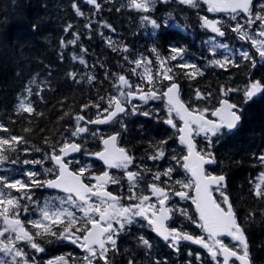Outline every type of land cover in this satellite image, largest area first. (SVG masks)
I'll list each match as a JSON object with an SVG mask.
<instances>
[{
    "label": "trees",
    "instance_id": "obj_1",
    "mask_svg": "<svg viewBox=\"0 0 264 264\" xmlns=\"http://www.w3.org/2000/svg\"><path fill=\"white\" fill-rule=\"evenodd\" d=\"M97 2L101 5L99 10L86 0H0V124L8 129L0 130V137L8 139L12 135L22 136L26 141L18 144L15 151L9 150L5 153L8 159L0 165V176L14 180L20 175L13 171L11 161L14 160H41L49 163L47 156L53 147L58 149L65 140L74 138L71 133L75 130L77 115L93 117L104 114L103 109L108 107L107 99L119 95L116 87L119 84V75L127 74L132 80L139 79L141 83L149 84L144 79L141 67H137L135 73L131 71L136 66L130 61L141 56L155 59L152 71L159 83L155 89L161 92L169 80L163 79L161 75L164 69L162 70L157 55L151 51L154 45L160 58L169 57L170 46H187L188 53L185 54L184 61L195 64L203 71V75L189 79L185 73L192 70L178 67L184 61L168 60L165 64L167 68L172 69L169 75L179 80L182 96L191 107L209 110L215 108L224 97L221 95L222 86L243 89L250 80L255 79L264 83V61L257 52L251 54L257 62L255 68H251L247 61H241L239 56H236L241 65L239 68L230 67L224 70L208 66L209 60L220 59L222 56L216 54L213 57L207 49L199 47L197 43V38L210 34L207 28L201 27V18L213 17L201 0H198V6L195 8L179 4L178 0H168L166 4L156 0L157 5L149 13L128 7L129 0ZM73 4L84 13L83 16L77 15ZM261 10L262 6L259 13L264 15ZM168 13L172 14V19L168 21L169 27L162 26L155 37L152 36L151 25L141 26L142 15H149L161 22ZM105 22L115 31L104 27ZM89 23L91 28L86 27ZM180 23L185 27H175V24ZM69 24L72 28L65 31ZM229 27L231 26L226 27V33ZM232 34L236 35L235 32ZM74 39L75 44L68 43ZM109 39L113 42L112 47L109 46ZM61 41L65 47L61 46ZM123 45L129 47V53L113 51V47ZM82 49L87 51L83 52ZM124 55H128L127 61L123 58ZM74 56L76 59H73ZM80 57L86 64L79 62ZM70 72L77 73L76 81L68 76ZM88 76H94L95 79L89 82ZM33 79L35 83L29 85V81ZM27 86L32 88L33 94L28 99L36 111L31 114H17L16 109L20 100L26 96ZM196 89L205 94L211 92L212 95L206 100H196ZM228 97L240 104L242 93L231 92ZM158 100L153 103L141 101L137 104L138 112L148 111L152 116L136 114L125 116L123 119V123L128 126V132L121 136V141L133 152L136 168L145 176L143 181L135 185L141 194L147 191L148 179L153 180L155 173H162L169 167L173 169L171 176H161L165 178L164 183L169 189L173 191L181 186L175 183L177 180L185 184L188 182V176L180 172L185 147L178 141L177 128H171L163 119L154 118L167 117L166 103L164 100ZM85 104H99L100 108H83ZM241 106L244 108L243 127L236 135L214 145L212 151L216 155L217 164L211 166V171L227 175V194L231 197L237 216L245 227L253 263L264 264V217L261 215L264 199L257 198L254 194L258 178L264 173V161L259 159L264 155V96ZM116 128L120 131V126ZM25 129L30 131L26 132ZM101 137L103 136L99 133L95 137L90 135L89 140H86V148L99 149ZM169 137L171 139H168ZM46 139L48 143H45ZM163 139H168L164 146L165 157L150 160L148 157L153 155L154 151L149 142L155 143ZM201 147V150L207 149L206 139L201 143ZM173 155L177 156L179 163L172 160ZM95 167L96 170L92 172L101 170V167ZM22 177L25 183L29 182L26 176ZM118 180V184L109 183L108 187L121 195L122 202L134 201L127 199L130 195L129 181L123 177ZM131 191L133 193L134 189ZM11 193L17 197L21 195L16 190H11ZM30 195L31 201L20 200L19 216L24 227L35 236L36 229L29 221L36 215L35 203L44 196V190L34 187ZM24 205H27L28 211H24ZM193 209L190 203L177 206V228L190 230L193 227ZM178 210H183L186 215H182ZM249 212H254L255 217L251 222L245 223ZM133 227L131 234H120L119 245L117 244L120 254L115 257V264H127L129 257H134L137 264H154L156 260H160L162 264L165 260L167 264H188L189 261L191 264H216V260H213L206 250H201V259L197 261L195 250L192 255L184 248L177 253L159 240H154L150 251L138 247L139 236ZM0 228H3L2 220ZM55 229L58 230L59 226ZM194 230L197 231L195 228ZM36 242L45 249L44 252H36L23 241L17 243L34 264H47L49 258L58 255L65 257L67 264H85L82 250L71 243H45L39 236L36 237ZM226 244L233 246L235 243L227 240ZM125 249L129 251L125 253ZM109 256L111 257L112 253H109ZM100 264H103V261H100Z\"/></svg>",
    "mask_w": 264,
    "mask_h": 264
},
{
    "label": "snow or ice",
    "instance_id": "obj_2",
    "mask_svg": "<svg viewBox=\"0 0 264 264\" xmlns=\"http://www.w3.org/2000/svg\"><path fill=\"white\" fill-rule=\"evenodd\" d=\"M95 6L97 10L100 9L101 5L97 0H86ZM161 3H168V0H160ZM210 4L209 11H227L230 13H236L240 10L244 13H248V23L252 24L255 21L251 19L253 13L251 6L253 0H206ZM156 0H129L128 7L134 8L143 13H149L154 10ZM179 4L188 5L190 7H197L198 0H178ZM73 8L76 9L77 15L83 16L84 13L73 4ZM119 11V9H117ZM262 12H264V6H262ZM256 19L264 22V15L261 13L255 14ZM169 19H172V14L168 13L161 22H157L149 15H142L140 17L141 26L151 25L152 36L157 35L158 30L161 27H169ZM235 19V16H232ZM201 27L211 29L216 34L213 35L209 40L204 41L209 47V51L213 57H215L218 50H222V58H213L208 61L209 67H217L227 70L230 67L239 68L241 65L237 62L236 56L238 55L241 61H247L251 68L256 67V59L248 51H240L236 53L229 47L228 44L219 42L217 37H224L226 35L223 30V26L218 20H209L207 17H202ZM104 27L111 29L113 32L114 28L107 22L104 23ZM86 27L91 28V23ZM179 28L180 25H175ZM72 28V25H68L65 31ZM35 30V26H33ZM231 31L238 34L240 39L250 40L251 44L257 49V53L262 61H264V28L259 31L258 35L261 39L253 38L245 30V25L237 23L234 27H231ZM78 39V34H77ZM70 44H75L76 40L69 41ZM109 46L112 47L113 42L109 39ZM61 46L65 47L63 41ZM86 52L87 49H82ZM113 51H120L122 53H129L130 49L127 45L122 47H113ZM151 51L156 53L157 59L162 68L168 60L175 61L177 59L184 61L186 54L185 47L170 46L169 57L160 58L159 52L155 45ZM126 61L128 55L123 57ZM73 59H76L74 56ZM79 62L86 64V61L80 57ZM136 67H133L131 71L136 72L137 67L144 66V75L147 78L148 83H152L153 76L147 65L151 64L150 60H147L143 56L140 58L130 61ZM178 67L184 69H191L192 71L186 72L185 75L189 79H195L198 75H203V71L199 69L195 64H190L187 61L179 64ZM172 71L171 68H164L161 73L163 79L171 81L167 90L163 93L148 92L143 93V90L139 85L136 88L139 90V98L147 102L149 99H166L167 100V117L160 118L154 117L155 119H163V122L169 125L171 128L176 129L177 124L174 121L173 114L178 116L183 122V126L178 129L179 142L181 145L186 146L187 155L182 157L183 168L191 173L192 180L189 183H183L177 180L175 183L181 185V191H177L174 195L184 199H192L196 205V209L199 213V227L204 230L208 235L206 241L203 236H193L185 231H181L179 228H169L166 221L172 219L171 213L173 209L166 207V201L169 199L168 192L165 188L159 187L155 182L149 185L152 195L157 197V204L149 203V196H135L132 193V189L135 188L137 182L143 179L140 172L127 171L126 176L129 181L130 195L128 200H138V203H130L124 206L120 203L121 197L114 196L111 192H107L105 186L109 183L118 184L119 180L110 176L108 171H104L101 175L92 174L96 184L89 185L84 183V177L86 173H91V164L85 163L81 165L77 171H72L69 165L72 163L80 164V161L66 160L70 153H82L84 156H94L101 160L108 168H121L127 169L130 164L135 160L134 155L130 154V150L124 147L118 146L119 138L128 132L127 124L123 123L120 119L121 114L123 116L140 114L145 117H150L153 114L144 111L138 112V106L133 105L129 111L122 103L120 97L130 98L134 97L137 93L131 91L132 84L124 75H119L117 80L119 84L116 85L119 91L118 96L109 97L107 99V108L103 109L104 113H107L103 118H97L95 120L85 121L83 115L76 116V127L71 133L73 137L80 136L84 133H89V124H111L118 123L120 131H117L107 138L101 137L104 145L103 151L100 152H88L82 148L81 144L72 142H65L57 149L53 147L50 155L47 159L53 162L54 169L57 172L55 179L40 180L39 173L35 171H27L23 173V176L28 178V183H25L23 179L10 180L7 176H0V220L3 222V228H0V252L4 253L5 256H10V260L0 258V264H19L18 258L22 259L23 264H29V258L27 253L17 246L18 242H25L27 246L31 247L38 253L45 251L41 247L40 243L36 242V237H41L45 243H62L69 242L74 245H78L83 249L86 255L83 257L85 264H115V257L120 254V249L117 245V239L121 233L131 234V229L134 225L139 227L146 226L155 232L170 248L174 249L177 253L180 251V243L182 241H191L195 244L202 245L203 248L207 249L213 260H216V264H229V261L234 258L233 264H252L249 252L248 237L245 232V227L241 224L237 217L236 210L233 208V204L227 195V177L225 174L214 175L211 172H206L205 165L217 164L215 153L212 151L215 144H219L231 136L236 135L240 132L243 127L244 120V108L242 105H248L254 99L264 96V83L260 80H250L243 89H232L221 87V95L227 97L231 92H241L242 100L240 104L231 103L229 99L223 98L219 100V107L211 110V115L216 119H208L207 113L208 108H189L180 99V87L175 82L174 76L169 75ZM107 75V73H106ZM68 76L76 81L77 73L70 72ZM83 79V78H81ZM88 81L91 82L95 79L94 76H88ZM35 80H30L29 85L34 84ZM123 86L128 91H124L120 88ZM26 96L20 100V103L16 109L17 114L21 113H33L35 108L32 106V102L28 97L32 93V88L27 86L25 88ZM212 93L207 94L201 93L199 89L195 90L196 100H206L211 97ZM104 99V97H100ZM126 102H130L126 99ZM100 108L99 104H85L83 108L88 107ZM37 115H43L42 113H36ZM85 121V125L81 126L80 122ZM0 130L8 131V129L0 124ZM30 131V129H25ZM193 133L196 135L204 134L207 141L208 147L206 150H197L195 143L193 142ZM98 133H91L95 137ZM168 139H171L169 137ZM168 139H163L152 143L150 146L153 148L154 154L149 156L150 160H159L165 157L164 146L168 143ZM21 142H25L22 136L12 135L6 139L0 137V165H2L8 157L5 153L9 150L15 151L16 146ZM48 143V140H45ZM25 151H28L25 149ZM261 161H264V155L259 157ZM172 160L180 162L177 156L173 155ZM18 161H11L15 164ZM24 165L28 164H43L41 160H24ZM45 171L51 172L53 169H46ZM150 171V170H147ZM173 172L171 167L164 170L162 173L157 172L153 176V180L157 181L160 177H170ZM259 182L255 185L254 194L257 198L264 199V173H261L258 178ZM53 188L62 189L65 193H68L67 197L61 200V204H68L75 206L83 213L82 217H77L75 213L69 208L57 207L54 210H50L48 202H45L44 207L40 208V219L29 221L34 229H36L35 236L29 232L18 219L19 209L21 207L20 200L27 199L32 200L30 191L32 188ZM194 189L195 196L189 197L186 190ZM9 190V191H5ZM10 190H16L21 193L19 197L12 196ZM213 191L219 193L220 202L213 196ZM74 196L78 199H74ZM96 197L98 203H92V198ZM221 204L224 206L222 207ZM24 211H28L27 205H24ZM182 215H186L183 210H178ZM261 215L264 217V209L261 210ZM255 217L254 212H249L245 218V223L251 222ZM189 219H191L189 217ZM195 223V221H193ZM79 225V227H77ZM56 226H59L58 230H53ZM13 233L14 235H6ZM79 233V235H77ZM221 236L231 238L236 243L229 247L224 243ZM138 247L144 248L150 251L153 247L152 242L141 235L137 237ZM125 253L129 250L125 249ZM112 253V256H109ZM189 255H192L189 253ZM217 257H222V261L218 260ZM197 259L199 255L197 254ZM34 264V262H33ZM47 264H67L65 257H57L53 260H49ZM127 264H137L134 257L127 259ZM154 264H162L160 260H156ZM163 264H167L165 260ZM188 264H191L189 261Z\"/></svg>",
    "mask_w": 264,
    "mask_h": 264
},
{
    "label": "rangeland",
    "instance_id": "obj_3",
    "mask_svg": "<svg viewBox=\"0 0 264 264\" xmlns=\"http://www.w3.org/2000/svg\"><path fill=\"white\" fill-rule=\"evenodd\" d=\"M252 37H253V38H256V39H261V37L258 35V33L255 34V35H252ZM217 39H218L219 42L226 43L225 41H223V40L220 39L219 37H217ZM226 44H228V43H226ZM228 45H229V44H228ZM229 47H230V45H229ZM15 167H16V168H19V167H17V166H15ZM31 169H32V168H29V167H27V166L25 167V170H26V171H31ZM13 171L16 172L15 169H13ZM64 198H66V197H65V196H61V195L53 194V195L49 196L48 198H46L44 201L39 202V203L37 204V206H36V214H37L36 217H35L36 220H37V219H40L41 214H40L39 209L42 208V207H44L46 201L48 202V204H49V206H50V210H54V209L57 208V207H65V208H68V205H67V204H61V200L64 199ZM0 258H3V259H5V260H10V259H11L10 256H5L4 253H2V254L0 255Z\"/></svg>",
    "mask_w": 264,
    "mask_h": 264
},
{
    "label": "water",
    "instance_id": "obj_4",
    "mask_svg": "<svg viewBox=\"0 0 264 264\" xmlns=\"http://www.w3.org/2000/svg\"><path fill=\"white\" fill-rule=\"evenodd\" d=\"M180 99H181V98H180ZM208 119H209V118H208ZM193 142H194V141H193ZM70 154H71V153H70ZM70 154H69V155H70ZM84 183H85V182H84ZM60 190H62V189H60ZM106 191H107V190H106ZM107 192H109V191H107ZM114 196H115V195H114Z\"/></svg>",
    "mask_w": 264,
    "mask_h": 264
}]
</instances>
